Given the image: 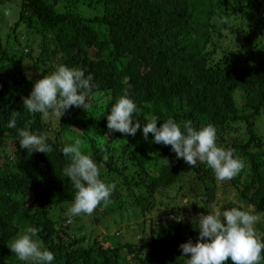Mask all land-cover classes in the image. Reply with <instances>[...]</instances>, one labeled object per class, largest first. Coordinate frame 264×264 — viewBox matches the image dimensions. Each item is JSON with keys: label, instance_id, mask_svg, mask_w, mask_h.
Listing matches in <instances>:
<instances>
[{"label": "trees", "instance_id": "trees-1", "mask_svg": "<svg viewBox=\"0 0 264 264\" xmlns=\"http://www.w3.org/2000/svg\"><path fill=\"white\" fill-rule=\"evenodd\" d=\"M8 1L18 6L19 19L6 42L0 31V264H25L10 244L28 226L39 229L37 238L54 252V264H187L180 245L196 242L199 230L184 220L157 227L151 217L149 238L114 242L101 233L109 239L105 245L102 238L72 234V219L57 215L67 213L76 192L64 177L69 160L60 151L70 131L87 139L101 179L115 182L122 195L118 204L96 208L98 225L120 209L122 221L134 214L133 222L146 225V214L170 205L157 193L184 181V160L170 145L155 143L153 134L146 139L142 129L135 136L108 129L106 113L125 93L136 101L133 118L142 124L155 116L158 126L174 118L216 128L218 145L244 161L230 181L240 199L263 214V235H257L264 238V136L257 128L264 118V0ZM22 23L34 34L25 46L16 36ZM59 65L93 75L88 109L73 106L61 117L29 113L23 98ZM237 93L246 99L239 102ZM14 111L20 113L18 128L46 135L50 153L20 147L17 130L7 126ZM191 168L202 176L200 166ZM207 195L206 205L216 191L208 188ZM232 207L240 206L230 202Z\"/></svg>", "mask_w": 264, "mask_h": 264}, {"label": "clouds", "instance_id": "clouds-1", "mask_svg": "<svg viewBox=\"0 0 264 264\" xmlns=\"http://www.w3.org/2000/svg\"><path fill=\"white\" fill-rule=\"evenodd\" d=\"M94 88L91 73L86 75L82 68L59 65L51 74L35 81L30 95L23 98V106L29 113H40L42 117H47L50 112L61 117L73 106L88 109ZM137 112L136 101L125 93L106 113L108 129L131 136L142 129L146 139L153 134L155 143L170 145L176 157L190 166L206 164L218 181L232 179L245 167L244 161L231 149L218 145L214 126L196 128L191 120L180 123L174 118L164 119L158 126L160 119L155 116L145 117L146 123L142 124L133 118ZM19 116L20 113L14 111L7 126L17 130L20 147L29 153H50L52 146L46 135L17 127ZM60 151L69 160L63 169L64 177L70 178L76 189L74 201L66 213L71 222L73 217L91 215L102 203L107 205L116 184L101 179L102 166L84 150L82 140L66 143ZM108 159L105 154L103 160ZM208 209H211L208 214L201 213L193 220L194 227L199 230L198 240L190 239L180 245L183 256L188 258L187 264H225L229 258L234 264H264V238L255 230L259 221L257 215L241 207ZM176 219L183 221L184 217L177 216ZM38 233L36 226L26 227L10 244L11 250L25 264H54V252L42 245Z\"/></svg>", "mask_w": 264, "mask_h": 264}, {"label": "rangeland", "instance_id": "rangeland-1", "mask_svg": "<svg viewBox=\"0 0 264 264\" xmlns=\"http://www.w3.org/2000/svg\"><path fill=\"white\" fill-rule=\"evenodd\" d=\"M81 10H84V12H90L89 8H87L86 6H82ZM18 16L19 9L17 5H14V3H11L9 1L6 2V0L4 1V3H0V31L2 36L4 37L5 42L9 38L11 28L14 26V23ZM217 22H222L219 17L217 18ZM223 32L225 35H229V30ZM16 34V36L19 37V40L23 43V46H25L26 44L24 42L25 38L27 36L30 37L34 35L27 34V31H25L24 23L18 26ZM14 40L15 44L20 45V41H18L17 38ZM40 51L41 50L39 49L36 51V53H39ZM237 99L239 100V102H242L246 98H244L242 94L237 93ZM257 128L259 132L264 136V118L259 119ZM76 139H80L83 141V147L86 151L88 149L86 145L87 139H85L80 134H74L72 131L65 134L66 143L73 142ZM148 156L150 157L151 155L148 154ZM197 166H200L201 171L203 172L202 176L198 175L197 172L194 171L193 168H191V166L184 161L182 169L184 181H182L181 183H177L167 189H161L155 196V198L157 197L158 200H164V203H170V205L167 208H159L154 210L151 214H146V218L148 219V223L146 225L137 224L135 223V221L133 222L132 220H135L133 219L134 214L130 217V219L129 217H127L126 221H122V216L124 214V212H122L123 209L115 211V215L112 217V219H107L110 214L105 216L103 222L106 220L107 221L105 223L102 222L98 225L95 221L96 211H94L91 215L82 214L80 216L73 217L71 223V227L73 229L71 228L70 231L72 232V234H77L79 236L86 234L88 235V238H102L105 245L109 244V239H113L114 242H126L128 240H134L139 237L141 239L142 236L147 239L151 235L148 227L149 222L151 221V217H153V221L155 220V225L157 227L160 226V224L164 225L166 222L173 218L176 219L177 216H183L184 223H191V227H194V217L198 216L201 213L208 214L211 211V209L208 208L211 207H219L221 208V210L228 209L227 205L232 202L233 204L240 206L244 210H249L259 217V221L255 225V230L257 234L263 235L262 231L259 229L260 225L263 222V214L256 213L254 206L248 204L246 200L240 199V193L238 192L237 187H235L230 180L218 181L214 175L213 170L206 164L198 163ZM247 177V175H244L243 179L246 180ZM181 185L184 186V189L180 188ZM208 188L214 189L216 191V199H212L211 201H209V203H207V205L209 206H207L205 202V200L209 198V196L207 195ZM186 192L187 195L184 196L183 193ZM121 199L122 195L120 196L119 192L115 190L112 193L110 202L118 204L119 202H121ZM123 199H125V201L128 200V202H131L128 196L124 195ZM196 200L197 202L195 207L192 202ZM70 206L71 205H69V207ZM161 207L164 206L161 205ZM131 211L132 209H130L128 212L130 213ZM59 214H61V216L63 217L66 212L58 210L57 215L60 216ZM140 221H142L141 217ZM101 233H104V235H109V239L106 237H102V235L100 236Z\"/></svg>", "mask_w": 264, "mask_h": 264}]
</instances>
